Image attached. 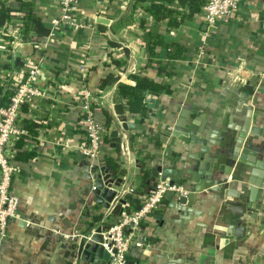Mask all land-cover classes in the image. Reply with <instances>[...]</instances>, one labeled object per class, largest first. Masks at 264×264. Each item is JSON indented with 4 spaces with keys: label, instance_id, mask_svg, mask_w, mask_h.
I'll use <instances>...</instances> for the list:
<instances>
[{
    "label": "crops",
    "instance_id": "crops-1",
    "mask_svg": "<svg viewBox=\"0 0 264 264\" xmlns=\"http://www.w3.org/2000/svg\"><path fill=\"white\" fill-rule=\"evenodd\" d=\"M22 1L32 3L49 26L51 18L61 15L59 0ZM21 4L8 0L15 10ZM148 6L137 0H80L71 21L56 30L51 27V34L43 39L21 34L22 14L18 12L0 27V86L16 91L36 69L34 83L41 91L20 116L26 130L29 122L39 127L23 136L24 156L17 161L21 172L12 181L19 209L9 223L7 239L0 244V264H73L70 253L81 236L75 241L64 236L75 232L92 236L90 225L102 224L99 213L103 219L120 217H108L109 212L96 205L93 184L82 167L87 163L82 150L85 134L79 125L84 90L96 98L103 121L104 111L113 117L110 136L120 142L119 152L116 142L105 144L103 155L90 164L110 173L107 159L123 162L126 173L118 179L112 175L122 181L114 187L118 196L112 207L122 199L128 207L131 198L142 207L144 195L161 182L153 177L154 168L168 169L167 180L180 182L186 191V196H164L160 209L142 224L140 244L132 250L129 262L264 264V198L255 194L251 203L255 188L247 182L250 173L260 169L244 167L245 178L239 177L238 164L231 167L219 160L214 165L226 182H215L213 187L230 191L233 197L226 196L225 201L232 205L241 204L236 196L246 189L245 201L252 205L248 213L255 218L243 215L241 224L227 220L235 214L223 207L220 192L212 188L197 192L203 188L205 172L201 147L193 143L217 131L219 144V139H226L221 148L232 145L250 118V129L256 127L259 135L248 133L247 138L259 147L257 159L264 158V67L257 63L258 56L264 57V0H243L234 19L215 27H208L200 14L184 18L179 28H169V20L156 22ZM153 37L163 45H153ZM18 58L22 67L5 68ZM109 74L117 76L118 82L101 88ZM135 75L171 90L160 97L146 94L145 100L154 102L146 103L144 123L141 116L129 113L118 91L119 84L135 85ZM246 86H252V94L245 91ZM118 105H123L128 123L139 128L123 130L115 112ZM178 121H183V131L191 126L199 133L174 137ZM78 152L83 155L81 161ZM143 162L149 170L147 179L141 176ZM180 197L188 198L185 207L195 214L179 211Z\"/></svg>",
    "mask_w": 264,
    "mask_h": 264
},
{
    "label": "built area",
    "instance_id": "built-area-1",
    "mask_svg": "<svg viewBox=\"0 0 264 264\" xmlns=\"http://www.w3.org/2000/svg\"><path fill=\"white\" fill-rule=\"evenodd\" d=\"M242 2L243 0H206L202 8V19L208 27H215L221 21L232 20L236 17ZM79 3L80 0H59L61 15L59 18H51L50 26L56 30L68 24ZM36 77L37 70L30 71L29 80L17 88L9 108H0V244L7 239L9 223L16 218L19 209V198L12 191V181L21 172L14 148L17 141L28 134L20 117L22 108L34 97L41 95V91L34 83ZM96 107V98L84 90L80 100L79 125L85 132L86 141L82 150L88 164L100 159L105 146L104 123ZM168 192L186 196L183 186L165 180L149 189L139 210L129 212L125 204L123 213L117 220L107 219L105 216L102 235L103 246L110 257L109 264H128L132 250L140 244L137 238L142 224L160 209ZM107 212H109L107 216L112 217V210ZM64 237L74 241L80 237L76 241L78 242L86 237L90 239L91 236L75 232Z\"/></svg>",
    "mask_w": 264,
    "mask_h": 264
},
{
    "label": "water",
    "instance_id": "water-1",
    "mask_svg": "<svg viewBox=\"0 0 264 264\" xmlns=\"http://www.w3.org/2000/svg\"><path fill=\"white\" fill-rule=\"evenodd\" d=\"M99 23H107L104 19H99ZM261 51L264 52V44L261 48ZM257 63L264 67V57L258 56L257 57ZM240 94V93H238ZM244 99L247 98V95H244ZM153 100H147L146 103H153ZM244 102H247L244 100ZM116 114L120 117V122L122 124V128L124 131H129L130 129H137L139 127H134L132 124L128 123L127 117L125 116V111L123 105H118L115 108ZM183 121H178L176 125L173 127L175 130V133H173L174 137H178L179 134H185V135H191L196 136L198 130L196 133H194V129L190 126L188 129L187 127L183 126ZM196 125V124H195ZM251 128V121L250 118H248L247 123H245L244 127L241 128L239 131V134L236 138H234L232 145H227L224 148H221V144L225 142V138L219 139L220 144L218 143V139L216 138L218 132L213 131V133L209 135V137H205L203 139H198L193 141V143L199 145L201 147V162H204V165H201L202 170L205 172L203 175V178L205 180V183L203 184L202 189H198L197 192H201L204 189H210L212 188L213 191L220 192V199L219 201H222L223 207L227 208L229 211L235 214L233 217H225L227 220L231 221H237L241 224V218L243 215H248L249 217H252L255 219L251 214L248 213V209L251 208L252 205H249L250 203H246L245 200L248 199V195L246 192V189H243L241 193H239L236 198L241 201V204L232 205L229 202L225 201V197H231L233 194H231L230 191L227 193L225 190H220V188L213 187L215 185V182H219L220 184L225 183L224 179L220 177V174H216V171L214 169V165L219 162V160L226 161L230 164L231 167H234L236 164H238V174L239 177H245L246 178V171L244 167H251L253 169H260V172L258 171H252L250 173V176L248 177V184L251 186H254L255 189H251V196L249 197V201L251 203H254L255 200L253 199V195L256 194H263L264 198V158L257 159L258 158V152L256 150L259 149L255 145V143L252 141V139L247 138L248 133L250 135H259L258 129L255 127L253 129ZM205 131V127L203 130L200 131L201 134H203ZM113 136H118V132L114 131ZM211 146H215L217 148H212ZM219 147V148H218ZM244 148V149H243ZM78 160L81 161L83 159V155L81 152L77 153ZM255 157V159H254ZM83 170L86 175V179L93 184V189L91 192V195L96 203V205L106 209V210H112V215L119 216L122 214L121 208L122 205L126 204V200L122 199L119 200L118 204L112 208V204L116 197L118 196L117 191L114 189V187H120L122 181L121 180H115L112 178V175L110 173H106V168H93L90 164L82 163ZM219 171H222V168H219ZM170 171L168 169L163 168H154L152 170V175L154 178H160L161 181L167 180L170 176ZM258 178V182L253 180V178ZM246 182V181H245ZM176 184H180V182H176ZM176 193L168 192L166 194V198H172ZM233 197V196H232ZM257 198V197H256ZM188 198L187 197H180L178 201V205L180 206L178 209L182 212H191L194 213L192 209L185 207L187 205ZM112 208V209H111ZM195 214V213H194ZM197 215V214H196ZM99 216L101 218L100 222L103 224V215L102 213H99ZM100 225L99 227L95 228V225H90L91 231H94L90 239L83 238L79 242H76L74 244V263L73 264H109L110 257L108 252L105 250L103 243V235H102V229L103 225ZM128 264H134L133 262H128Z\"/></svg>",
    "mask_w": 264,
    "mask_h": 264
},
{
    "label": "trees",
    "instance_id": "trees-1",
    "mask_svg": "<svg viewBox=\"0 0 264 264\" xmlns=\"http://www.w3.org/2000/svg\"><path fill=\"white\" fill-rule=\"evenodd\" d=\"M21 1V7L19 9H13L8 5V0H0V27L5 26L7 22H10L12 14L18 12L21 15V34L28 38L35 37L37 39H43L48 37L51 34V26L45 23L44 19L37 14L35 7L32 3H23ZM139 3H148L149 6L147 11L152 15L156 22L160 23L164 20H169V28H179L184 21V18H192L196 15L202 13V8L206 3V0H137ZM184 11V12H183ZM157 37H153V45H163L162 41H156ZM158 39V38H157ZM172 49V47H170ZM180 50L176 51V54H180ZM23 63L18 58L14 65H6V69H12L14 67H22ZM135 82V85H126L119 84L118 91L119 96L126 107V109L134 116H141L140 121L145 122V113L146 108V94H151L153 96L160 97L163 94H169L171 92L170 88L166 85H161L150 81L146 78L135 75L132 77ZM118 82V77L109 74L106 79L101 84V88H104L108 85ZM245 91L252 94V86H246ZM16 91H13L8 87L0 86V108H9L11 105L12 97L15 95ZM105 120L104 130H105V144L111 145L113 142H116V150L120 151V142L118 138H111L110 128L113 124V117L107 112L104 111ZM39 127L38 123L29 122L27 125V130L30 132L33 129ZM32 133V132H30ZM29 133V134H30ZM85 134V132L83 131ZM33 134V133H32ZM26 138L22 137L17 141V152L16 160H23V142ZM146 159V157L144 158ZM145 162L142 163L141 176L144 179L149 177V170H145ZM106 167L115 178L123 176L126 171L123 166V162L117 158H109L106 161ZM127 211L139 210L141 208L140 202L137 199L131 198V202L127 207ZM74 257V252L70 253Z\"/></svg>",
    "mask_w": 264,
    "mask_h": 264
}]
</instances>
